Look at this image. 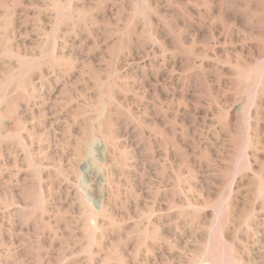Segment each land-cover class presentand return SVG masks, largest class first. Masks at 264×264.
Returning a JSON list of instances; mask_svg holds the SVG:
<instances>
[{
  "label": "rangeland",
  "instance_id": "1",
  "mask_svg": "<svg viewBox=\"0 0 264 264\" xmlns=\"http://www.w3.org/2000/svg\"><path fill=\"white\" fill-rule=\"evenodd\" d=\"M0 264H264V0H0Z\"/></svg>",
  "mask_w": 264,
  "mask_h": 264
},
{
  "label": "bare ground",
  "instance_id": "2",
  "mask_svg": "<svg viewBox=\"0 0 264 264\" xmlns=\"http://www.w3.org/2000/svg\"><path fill=\"white\" fill-rule=\"evenodd\" d=\"M108 162H109V161H108ZM83 172H84V170H83ZM97 184H99V183H97ZM96 188H97V187H96ZM96 191H97V190H96ZM87 194H88V193H87ZM107 197H108V196H107ZM90 202H91V201H90ZM99 207H100V206H99ZM99 207H98V208H99ZM73 251H74V250H73ZM52 252H53V251H52ZM50 253H51V252H50ZM44 255H45V254H44ZM48 255H49V254H48ZM59 255H60V254H59ZM53 256H54V255H53ZM47 258H48V257H47ZM47 260H48V259H47ZM47 260H46V262H47ZM46 262H45V263H46ZM43 263H44V262H43Z\"/></svg>",
  "mask_w": 264,
  "mask_h": 264
}]
</instances>
